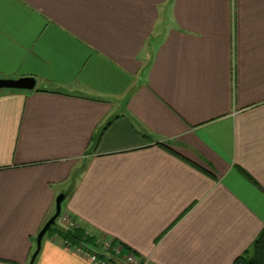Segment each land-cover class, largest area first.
Returning <instances> with one entry per match:
<instances>
[{
    "label": "crops",
    "instance_id": "0c3cea01",
    "mask_svg": "<svg viewBox=\"0 0 264 264\" xmlns=\"http://www.w3.org/2000/svg\"><path fill=\"white\" fill-rule=\"evenodd\" d=\"M22 77L0 90V264L31 263L61 194L59 229L151 264L252 253L264 0H0V79ZM33 264L97 263L55 232Z\"/></svg>",
    "mask_w": 264,
    "mask_h": 264
},
{
    "label": "built area",
    "instance_id": "2783aa9c",
    "mask_svg": "<svg viewBox=\"0 0 264 264\" xmlns=\"http://www.w3.org/2000/svg\"><path fill=\"white\" fill-rule=\"evenodd\" d=\"M65 224H69L66 221ZM94 232H90V236H94ZM99 246L105 252H98L93 249L94 247L85 246L82 244L72 245L71 243L65 241V246L72 249L75 253L89 259L97 264H151V262L145 258H139L132 252H124L122 248L112 245V242L108 240H98ZM111 254L106 256V254ZM118 260V263H113V259Z\"/></svg>",
    "mask_w": 264,
    "mask_h": 264
},
{
    "label": "trees",
    "instance_id": "16d2710c",
    "mask_svg": "<svg viewBox=\"0 0 264 264\" xmlns=\"http://www.w3.org/2000/svg\"><path fill=\"white\" fill-rule=\"evenodd\" d=\"M60 234L64 237L65 241L71 243L72 245L82 244L89 247H99L98 240L95 239L94 236H85L83 231L78 229H69L63 230L59 229L58 225L52 226L46 235L50 233ZM94 241V244L90 246L89 242ZM235 264H264V230L261 232L257 240L255 241L252 249V253L248 256L239 258Z\"/></svg>",
    "mask_w": 264,
    "mask_h": 264
},
{
    "label": "water",
    "instance_id": "95a60500",
    "mask_svg": "<svg viewBox=\"0 0 264 264\" xmlns=\"http://www.w3.org/2000/svg\"><path fill=\"white\" fill-rule=\"evenodd\" d=\"M37 85V81L33 77H22L19 79H0V90H16V91H34ZM66 196L61 194L56 200V213L47 221L42 230L39 232L36 244L37 249L33 254L32 261L30 264H33L37 255L39 254L42 242L52 226L57 225V220L62 213V203L65 200Z\"/></svg>",
    "mask_w": 264,
    "mask_h": 264
},
{
    "label": "rangeland",
    "instance_id": "374dc122",
    "mask_svg": "<svg viewBox=\"0 0 264 264\" xmlns=\"http://www.w3.org/2000/svg\"><path fill=\"white\" fill-rule=\"evenodd\" d=\"M58 219H59V218H58ZM96 251H98V250H96ZM101 251H102V252H105V251H104V250H102V249H101ZM112 259H113V260H112V261H113V263H118V260H114V258H112Z\"/></svg>",
    "mask_w": 264,
    "mask_h": 264
}]
</instances>
